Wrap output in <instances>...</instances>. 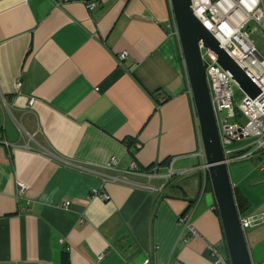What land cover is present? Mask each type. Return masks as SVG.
<instances>
[{
	"label": "crops",
	"instance_id": "obj_1",
	"mask_svg": "<svg viewBox=\"0 0 264 264\" xmlns=\"http://www.w3.org/2000/svg\"><path fill=\"white\" fill-rule=\"evenodd\" d=\"M170 16L169 0H0V264H209L208 246L226 252ZM170 160L186 174L167 178ZM253 161L229 176L243 215L264 212V152ZM262 229L250 230L264 245Z\"/></svg>",
	"mask_w": 264,
	"mask_h": 264
},
{
	"label": "built area",
	"instance_id": "obj_2",
	"mask_svg": "<svg viewBox=\"0 0 264 264\" xmlns=\"http://www.w3.org/2000/svg\"><path fill=\"white\" fill-rule=\"evenodd\" d=\"M95 6L96 3L93 2L87 4L88 9ZM190 10L204 29L216 40L219 48L224 51L226 56L258 91L254 98L248 97L242 91L243 98L235 106L232 86L238 85L217 63L216 57L200 44L205 79L220 144L227 160L226 165L254 160L255 157L264 152V58L258 53L250 35L252 31H258L264 36V0H190ZM167 28L170 35L178 39L172 14ZM126 58V52L119 53L116 56L118 66ZM16 86L20 87V83ZM194 156L199 161L198 170L205 172L202 147ZM174 162L175 160L168 162L167 178L186 174L185 171L174 172L172 169ZM257 169L264 172V164H259ZM137 172V166L133 163L129 173L137 174ZM146 176L150 179L157 177V174L152 172ZM203 179L205 183L206 177L204 176ZM68 206L69 203L65 202L64 207ZM190 221L191 214L189 213L181 216L177 221L180 230L185 232L183 238L185 243L191 237L196 236ZM239 222L244 232L258 227L264 223V212L239 215ZM220 251L217 247L208 246L211 264H229L227 256ZM143 264H149V262L145 261ZM169 264H179V262L173 260Z\"/></svg>",
	"mask_w": 264,
	"mask_h": 264
},
{
	"label": "water",
	"instance_id": "obj_3",
	"mask_svg": "<svg viewBox=\"0 0 264 264\" xmlns=\"http://www.w3.org/2000/svg\"><path fill=\"white\" fill-rule=\"evenodd\" d=\"M170 10L177 29L179 47L183 58L187 81L191 91L198 122L201 147L204 153L205 172L216 205L229 264H252L244 231L234 198L226 159L223 155L209 91L200 55V44L209 50L217 63L228 73L248 97L258 91L247 77L219 48L218 43L206 31L190 10V0H169ZM8 142L14 144L19 134L13 124L6 122ZM201 171V170H200Z\"/></svg>",
	"mask_w": 264,
	"mask_h": 264
},
{
	"label": "rangeland",
	"instance_id": "obj_4",
	"mask_svg": "<svg viewBox=\"0 0 264 264\" xmlns=\"http://www.w3.org/2000/svg\"><path fill=\"white\" fill-rule=\"evenodd\" d=\"M251 40L253 41L258 53L264 58V36L260 34L258 31H252L250 35ZM234 93V105L237 106L241 99L243 98L242 90L238 86H232ZM252 161H244V162H235L228 165V175L230 179L236 181L237 177H240L243 173L249 170L250 163ZM254 171H258V169L253 166ZM235 178H232L234 177ZM260 226V225H259ZM252 230H246L244 232L246 243L249 250V255L252 264H262L264 263V245L260 244V242H254L256 239H253L251 236ZM264 233V229H262L259 233V238ZM251 237V239H250ZM222 254L226 255L225 251H220ZM179 262V261H178ZM180 264V262H179ZM211 264V263H209Z\"/></svg>",
	"mask_w": 264,
	"mask_h": 264
},
{
	"label": "trees",
	"instance_id": "obj_5",
	"mask_svg": "<svg viewBox=\"0 0 264 264\" xmlns=\"http://www.w3.org/2000/svg\"><path fill=\"white\" fill-rule=\"evenodd\" d=\"M205 185H206L207 188H209L211 190L210 183H209V180H208L207 177L205 179ZM234 198H235V202H236V207H237V210H238V214L239 215H243L244 214V211L246 210V208L248 206L247 205V202L243 198L237 196L236 191L234 192ZM214 212L216 214H218L217 213V210H215Z\"/></svg>",
	"mask_w": 264,
	"mask_h": 264
},
{
	"label": "bare ground",
	"instance_id": "obj_6",
	"mask_svg": "<svg viewBox=\"0 0 264 264\" xmlns=\"http://www.w3.org/2000/svg\"><path fill=\"white\" fill-rule=\"evenodd\" d=\"M203 27V26H202ZM204 28V27H203ZM205 177H207V176H205ZM208 178V177H207Z\"/></svg>",
	"mask_w": 264,
	"mask_h": 264
}]
</instances>
